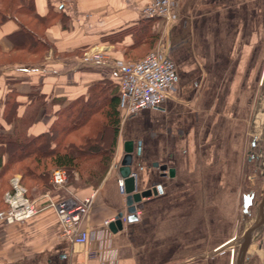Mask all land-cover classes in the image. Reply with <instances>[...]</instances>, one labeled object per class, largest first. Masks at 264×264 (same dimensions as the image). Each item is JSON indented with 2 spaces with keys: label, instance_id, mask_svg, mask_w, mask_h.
I'll list each match as a JSON object with an SVG mask.
<instances>
[{
  "label": "crops",
  "instance_id": "obj_1",
  "mask_svg": "<svg viewBox=\"0 0 264 264\" xmlns=\"http://www.w3.org/2000/svg\"><path fill=\"white\" fill-rule=\"evenodd\" d=\"M150 1L33 0L36 16L29 19L45 26L41 36L18 16L1 23L0 54L29 46L36 53V42L46 48L41 61L0 66L1 131L14 126L3 119L6 105L14 102L20 118L35 109L36 97H29L35 93L47 103L35 110L32 136L48 131L56 111L77 101L104 118L117 104L121 69L144 57L150 34L160 42L161 22L140 13ZM174 15L164 38L175 66L169 96L118 129L120 157L123 143L133 142L135 190L161 191L135 205L136 220L127 222L119 165L96 190L84 224L92 240L73 246L60 237L49 203L65 193L82 200L93 189L34 187L36 194L26 195L38 213L22 224L0 225V264H232L231 250L264 191V0H174ZM19 26L32 40L16 34ZM97 53L101 61L91 59ZM153 164L172 169V177ZM7 188L0 179V210ZM119 213L122 228L111 233L103 223ZM100 240L107 259L88 260Z\"/></svg>",
  "mask_w": 264,
  "mask_h": 264
},
{
  "label": "trees",
  "instance_id": "obj_2",
  "mask_svg": "<svg viewBox=\"0 0 264 264\" xmlns=\"http://www.w3.org/2000/svg\"><path fill=\"white\" fill-rule=\"evenodd\" d=\"M11 14V16H9ZM19 14L35 17L33 0H0V24ZM49 17V14H48ZM155 20V19H148ZM30 34L19 26L16 34ZM32 36V35H31ZM33 37V36H32ZM152 45L157 35L148 37ZM36 51L44 52L45 46L37 43ZM35 51L29 46L28 51ZM36 107L28 110L18 118L14 102L8 103L3 112V119L13 122L11 133L2 132L0 128V179L7 172L16 168L22 173V178H28L36 183V189L46 192L50 189L49 176L53 169H63L76 172L80 181L85 184H97L109 164V152H100L98 140L105 139L106 129L112 132L111 147L114 146L119 125V113L116 105L111 103L105 112L106 121L100 127H86L88 120L95 113L92 108L78 106V101L56 111L55 118L48 131L32 136L28 133L36 109L46 106L42 96L36 93ZM53 102V100L48 101ZM80 131L85 134L79 135ZM75 137L72 139V137ZM98 158L95 162L91 160ZM5 159V160H4ZM91 161V162H90ZM5 178L4 180H6Z\"/></svg>",
  "mask_w": 264,
  "mask_h": 264
},
{
  "label": "built area",
  "instance_id": "obj_3",
  "mask_svg": "<svg viewBox=\"0 0 264 264\" xmlns=\"http://www.w3.org/2000/svg\"><path fill=\"white\" fill-rule=\"evenodd\" d=\"M173 1L153 0L143 6L141 16L145 19L162 18L168 22L174 13ZM92 59L101 61L102 55L95 54ZM174 81V63L168 56L165 42H160L143 58L121 69L117 95L119 117L125 120L141 109L160 106L168 98ZM118 167L119 165L113 170H117ZM66 180L64 171L54 169L51 172L49 184L53 189H62L65 187ZM117 186L120 194L125 196L121 178L117 180ZM26 194L27 190L20 185L19 178H14L11 182V190L5 192L2 197L5 208L0 210V225L22 224L38 213L34 202ZM93 204V197L83 201L66 197L49 203L58 221L59 235L62 239L73 246H85L92 240L94 233L87 230L84 224ZM115 220L116 218L104 221V228L107 230L108 225ZM124 220L125 216L122 214L120 221ZM234 251V249L231 250L232 258ZM86 258L91 261L107 259L103 240H100L98 249L87 253Z\"/></svg>",
  "mask_w": 264,
  "mask_h": 264
},
{
  "label": "rangeland",
  "instance_id": "obj_4",
  "mask_svg": "<svg viewBox=\"0 0 264 264\" xmlns=\"http://www.w3.org/2000/svg\"><path fill=\"white\" fill-rule=\"evenodd\" d=\"M152 1L153 0H151L150 2H152ZM150 2H148V3H150ZM148 3H145L143 6H145ZM143 6L141 7V10H142ZM141 10H140V13H141ZM173 12H174V1H173ZM17 16L21 20H23L24 23H26L28 25V27L31 30H33L35 33H38L40 36L43 34V29L45 26L39 27V24L36 23V21H34V20L32 21L29 19V18H31L30 15L19 14ZM155 20H159L162 24L161 25L162 26L161 36L162 37L160 36V42L163 43V42H165L164 38L167 35L168 28H170V26L176 21V17L174 15V13H172V16L168 22H165V19H162V18H155ZM21 36H23V38H25V39L28 38V39L32 40V37L30 36V34L21 33ZM158 39L159 38L155 39V41L151 47L149 46V44H150L149 41L151 42V40L150 39L147 40V42H146L147 44H145V46H144V48H145L144 56L148 52H150L152 50V48H155L158 45V43H160V42H158ZM93 55H95V54H93ZM93 55L91 56V59H92ZM43 57H44L43 51L42 52L37 51L36 53H30L25 48L21 47V48H17L14 52H12L10 54H7V55L0 54V66L7 65V64H13V63H34V62L41 61L43 59ZM102 115L100 112H95L90 117V119L88 120V123H87L88 125L86 127H93V126L95 127V125L100 127L101 124H103V122L106 121L105 116L103 118ZM121 121H123V119H121L119 117V124ZM118 129H119V125H118ZM85 133H86L85 131H80L79 135H82ZM73 138H75V137L73 136L72 139ZM111 139H112V132L109 131V132H107V134H105V139L103 141H101L100 139L98 140V145L101 148L100 152L107 153V151H108L109 157H110L108 167H107L106 171L104 172V175L101 178L100 182L95 184V185L85 184L84 182L79 180L76 172L61 169L62 171H64L66 173V178H67L64 188H66V189H69V188H71V189H80V188L85 189V188L91 187L93 189V191L86 198L89 199V198L93 197V202H94L95 197H96V190L100 188V185L103 182L104 178L106 176H108L113 171L114 167L120 165L121 157L119 155V149H118V145H119L118 131H117V135H116L115 143H114L113 147H111V145H110ZM97 159L98 158H95L94 160L92 159L91 161L95 162ZM51 172H52V170H51ZM50 175H51V173H50ZM4 177L7 178L6 180H4L5 179L4 178L3 181L7 183L8 188H7V190H5L3 192V194L5 192L11 190V182L14 178H19L20 185L27 190L30 198H32L31 197L32 193L39 192V189L38 190L36 189L35 192L33 190V189H35L34 187H36V183L33 182L32 180L28 179V178H22V173H20L16 168L7 172ZM49 181H50V176H49ZM63 192H66V191H63ZM260 195L261 194H258V196H257V202L260 200ZM2 197H3V195H2ZM61 197L62 198L68 197L71 200H75V201L78 200L75 197V195H71L68 193L63 194ZM86 198H83L82 200H78V201H83ZM0 209H1V207H0ZM260 222H261V232L256 238H254L252 241H250V243L247 247V250H246L245 263L244 264H264V220L260 221ZM236 250H237V247H235L234 255L236 253Z\"/></svg>",
  "mask_w": 264,
  "mask_h": 264
},
{
  "label": "water",
  "instance_id": "obj_5",
  "mask_svg": "<svg viewBox=\"0 0 264 264\" xmlns=\"http://www.w3.org/2000/svg\"><path fill=\"white\" fill-rule=\"evenodd\" d=\"M262 137L264 140V124H263ZM252 145L254 146V142ZM122 150H123V155L120 160V167L118 168V175L121 179H123V183H124L125 205H126V215H127L126 220L127 222H132L136 220L135 205L140 203V201L143 198H148L151 195H155L157 192H160L161 188L160 186H156V188L136 191L134 187V176L133 174H131L133 142L131 141L124 142ZM139 154H140V148H139V144H137L136 155L139 156ZM153 166L156 167L161 172H166L169 177H172L173 175L172 169H167V167L164 165L158 166L157 164H153ZM249 203H250V198L246 197L244 201V205H243L244 209L247 208ZM121 216L122 214L119 213L115 217L116 220L114 222H111L108 225V230L111 233H116L117 231L121 230L122 228V224L120 221ZM263 219H264V191H263L261 200L258 205L257 215L255 216L254 219L249 220V222H247V225L244 227L242 236L237 243V250L233 257L232 264H244L245 263L246 250L250 243V237L255 227V223L257 221H263Z\"/></svg>",
  "mask_w": 264,
  "mask_h": 264
},
{
  "label": "bare ground",
  "instance_id": "obj_6",
  "mask_svg": "<svg viewBox=\"0 0 264 264\" xmlns=\"http://www.w3.org/2000/svg\"><path fill=\"white\" fill-rule=\"evenodd\" d=\"M260 228H261V223H260V221H257L255 223V227H254L253 232H252V235L250 237V241H252L255 238V235L260 230Z\"/></svg>",
  "mask_w": 264,
  "mask_h": 264
}]
</instances>
